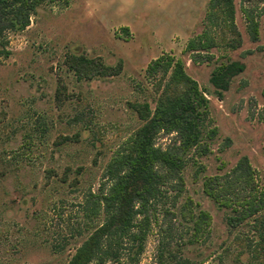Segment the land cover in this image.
Returning <instances> with one entry per match:
<instances>
[{
  "label": "rangeland",
  "instance_id": "rangeland-1",
  "mask_svg": "<svg viewBox=\"0 0 264 264\" xmlns=\"http://www.w3.org/2000/svg\"><path fill=\"white\" fill-rule=\"evenodd\" d=\"M210 1L44 0L25 29L4 32L0 264H67L104 223L106 214L93 212L92 197L105 181L114 152L142 125L131 105L155 107L158 77L147 75L146 68L166 55L181 59L204 92L210 127H217V135L207 155H184L179 194L176 188H162L163 197L148 211L151 222L141 253L136 255L130 241L113 240L108 248L113 255L90 264H155L159 250L165 255L170 251L175 261H246L235 238L255 235L253 220L230 230L225 223L230 212L204 194L202 183L246 157L256 184L264 186V0H234L233 27L223 16L216 18L217 12L211 15ZM243 9L257 24L255 40ZM198 36L211 38L216 47L186 51L189 40ZM233 39L239 40L236 49L224 46ZM206 55L212 59L207 61ZM69 56L99 58L107 66L120 62L121 72L78 80L64 65ZM226 61H240L245 69L220 99L209 77ZM156 143L165 148L171 137H159ZM187 199L194 213L202 210L212 219L210 235L200 244H186L190 223L179 212Z\"/></svg>",
  "mask_w": 264,
  "mask_h": 264
},
{
  "label": "trees",
  "instance_id": "trees-1",
  "mask_svg": "<svg viewBox=\"0 0 264 264\" xmlns=\"http://www.w3.org/2000/svg\"><path fill=\"white\" fill-rule=\"evenodd\" d=\"M42 1L0 0V38L3 39L6 31L25 29L30 16ZM210 8L213 9L211 15L217 12L216 18L223 16V21L233 27L234 0H211ZM243 13L249 23V33L255 40L257 24L247 9H243ZM122 31L126 33L127 28ZM232 32L239 37L234 30ZM203 37L189 40L186 51L209 52L216 47L214 40ZM223 44L236 49L239 40H228ZM0 54L7 55L8 52L1 49ZM205 59L210 61L212 56L206 55ZM191 61L197 63L195 58ZM64 65L78 80L115 77L122 68L120 62L116 66H107L99 58L84 56H69ZM244 69L245 65L240 61H226L212 70L209 83L218 98H222L231 81ZM146 73L150 77H158L155 107L151 109L147 103L131 105L142 125L125 145L114 152L103 174L105 181L100 185L98 194L92 197L93 212L102 210L106 219L76 249L67 264H90L95 258L102 260L104 256L113 255L108 248L113 240L117 244L118 239L130 241L135 246L132 250L136 249V255L140 254L151 222L148 211L155 210V203L163 197L162 188H176L179 194L183 189L181 171L185 163L184 155L189 152L196 156L207 155L209 142L217 135V127H210L209 101L198 83L186 73L181 59L160 56L147 65ZM168 136L171 137V144L165 148L157 146L159 137ZM255 176L248 159L242 157L229 172L207 177L202 183L204 194L218 208L230 212L225 218L230 230L248 225L249 220H253L251 227L255 235L235 238V242L243 248L241 252H246L248 256L245 262L236 261L240 264H264V186L260 188L256 184ZM179 215L190 223L186 244H200L210 235L211 216L202 210L194 213L190 199L182 204ZM105 242H108L106 247ZM167 258L173 264H223L221 257L216 263L207 260L193 262L181 257L175 261L170 251L165 255L161 250L155 264H170Z\"/></svg>",
  "mask_w": 264,
  "mask_h": 264
}]
</instances>
